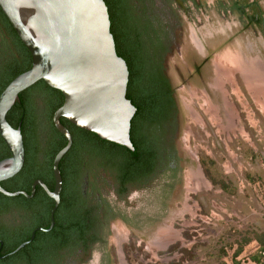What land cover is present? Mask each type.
Wrapping results in <instances>:
<instances>
[{"label":"rangeland","instance_id":"1","mask_svg":"<svg viewBox=\"0 0 264 264\" xmlns=\"http://www.w3.org/2000/svg\"><path fill=\"white\" fill-rule=\"evenodd\" d=\"M231 1H146L177 110L170 148L145 189L107 194L132 228L107 221L85 264H253L264 248V28L228 13Z\"/></svg>","mask_w":264,"mask_h":264},{"label":"trees","instance_id":"2","mask_svg":"<svg viewBox=\"0 0 264 264\" xmlns=\"http://www.w3.org/2000/svg\"><path fill=\"white\" fill-rule=\"evenodd\" d=\"M103 1L115 51L129 72L126 98L136 108L129 130L133 150L60 118L71 134L72 145L59 162L62 188L54 225L50 231H36L33 240L9 254L29 239L34 228L48 227L53 200L39 186L31 198L0 193V264H64L79 249L87 253L99 239L101 217H107V210L96 198L101 188L113 186L122 198L131 189L150 183L168 155L167 135L177 110L173 88L163 72V32L148 15L147 0ZM0 33L4 35L0 37L1 92L13 77L30 67L31 57L1 10ZM62 101L61 92L43 80L18 94L6 120L14 128L20 126L24 162L17 174L1 181L5 190L30 193L36 178L52 190V160L66 139L53 126L51 116ZM8 155L0 137V159ZM239 253L235 251V256ZM250 260L264 264L261 245Z\"/></svg>","mask_w":264,"mask_h":264},{"label":"water","instance_id":"3","mask_svg":"<svg viewBox=\"0 0 264 264\" xmlns=\"http://www.w3.org/2000/svg\"><path fill=\"white\" fill-rule=\"evenodd\" d=\"M0 10L31 57L30 67L0 92V137L9 152L0 159V183L17 174L24 162L20 126L12 127L6 113L18 94L39 80L63 96L51 120L66 139L52 160V190L39 178L32 181L30 193L9 192L0 185L1 194L26 198L33 197L39 186L53 200L48 227L34 228L29 239L9 253L13 254L33 240L36 231L47 232L54 225L62 188L59 162L72 145L71 134L60 118L102 140L133 150L129 130L136 108L126 98L129 72L125 60L115 51L103 0H0Z\"/></svg>","mask_w":264,"mask_h":264},{"label":"flooded vegetation","instance_id":"4","mask_svg":"<svg viewBox=\"0 0 264 264\" xmlns=\"http://www.w3.org/2000/svg\"><path fill=\"white\" fill-rule=\"evenodd\" d=\"M183 2V0H181ZM190 1H194V0H190ZM256 3L258 4L257 0H249V3L248 4H244V1H240V0H233L231 1L228 5V9H226V11L228 13H232L234 14L237 18H244L245 19V22L244 24L245 25H249V26H254L256 27L258 30L262 31V29L264 28V18H262L260 16V13L259 11L257 10V7H256ZM252 8H256L254 9V11L252 10ZM248 9L251 10L252 12H248ZM194 34H196L195 32H192ZM191 34V33H190ZM189 34V35H190ZM4 36L3 33H0V37ZM188 35V36H189ZM187 37V36H186ZM208 38V37H207ZM7 42V41H5ZM187 45V46H186ZM187 50H194V49H198L197 47L195 48V46H192L191 44H185ZM219 46H216V48H218ZM185 48V49H186ZM63 102V101H62ZM52 121V120H51ZM160 169V168H159ZM159 169L157 170V173H156V176L158 174V171ZM155 176V177H156ZM155 179V178H153ZM152 179V180H153ZM149 184V183H148ZM147 184V185H148ZM1 185V184H0ZM146 185V186H147ZM146 186L144 187H141L139 189H131L127 194L123 195L122 198H119L117 196V194L115 193V190H114V187L113 186H109L107 189H102L100 190L99 194H97V200L100 202L103 210H107L106 212V216H102L101 217V225L99 226V231L103 229V226L104 224L109 221V220H118L120 222H122L124 225L132 228V226L129 225V222L122 216H120L118 214V212L114 211V209L112 208L111 204L108 202V199H107V194L109 196L113 195L114 198L118 201H122L124 202L125 200H127L129 194L132 192V191H138V190H142V189H145ZM2 187V186H1ZM61 193V192H60ZM51 199V198H50ZM52 200V199H51ZM60 203V202H59ZM99 239L95 242L92 243V245L90 246L89 249H87V253H84L82 252L80 249L76 251L75 254L71 255L70 257H67L65 259V262L68 261V260H71L73 262H76L77 264H85L88 260V257L89 255H91L90 253L93 252V250L95 249V247L102 243V237H101V234L98 236ZM65 264V263H64Z\"/></svg>","mask_w":264,"mask_h":264},{"label":"bare ground","instance_id":"5","mask_svg":"<svg viewBox=\"0 0 264 264\" xmlns=\"http://www.w3.org/2000/svg\"><path fill=\"white\" fill-rule=\"evenodd\" d=\"M195 37V36H194ZM202 37L204 38V44H203V48L205 47V50L206 49H208V48H215L216 46H218L219 45V42L221 41L220 39L221 38H216V39H218L217 41L214 39V41H209V40H206V38H207V36L206 35H203L202 34ZM199 38V37H198ZM209 39V38H208ZM196 43V42H195ZM245 51V50H244ZM215 61H216V63H218L219 64V59L216 57L215 58ZM208 70H210V69H208ZM207 70V71H208ZM226 72V71H225ZM208 75L210 76V72H208ZM211 77V76H210Z\"/></svg>","mask_w":264,"mask_h":264},{"label":"crops","instance_id":"6","mask_svg":"<svg viewBox=\"0 0 264 264\" xmlns=\"http://www.w3.org/2000/svg\"><path fill=\"white\" fill-rule=\"evenodd\" d=\"M253 264H255V263H253Z\"/></svg>","mask_w":264,"mask_h":264}]
</instances>
